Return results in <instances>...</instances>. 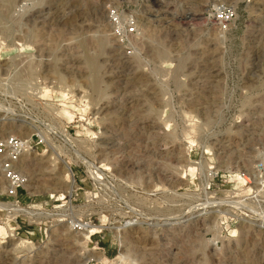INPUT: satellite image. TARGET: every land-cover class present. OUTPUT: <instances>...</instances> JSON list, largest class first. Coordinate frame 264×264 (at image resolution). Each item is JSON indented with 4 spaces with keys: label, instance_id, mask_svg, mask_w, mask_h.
Returning <instances> with one entry per match:
<instances>
[{
    "label": "rangeland",
    "instance_id": "obj_1",
    "mask_svg": "<svg viewBox=\"0 0 264 264\" xmlns=\"http://www.w3.org/2000/svg\"><path fill=\"white\" fill-rule=\"evenodd\" d=\"M0 140V264H264V0H0Z\"/></svg>",
    "mask_w": 264,
    "mask_h": 264
},
{
    "label": "bare ground",
    "instance_id": "obj_2",
    "mask_svg": "<svg viewBox=\"0 0 264 264\" xmlns=\"http://www.w3.org/2000/svg\"><path fill=\"white\" fill-rule=\"evenodd\" d=\"M158 6V5H157ZM179 18V17H178ZM128 70V69H127ZM23 134V133H22ZM22 136H24V135H22ZM21 139H25L26 137L24 136V137H20ZM12 140L13 139H11V143L9 142V139H7V141H8V145L11 147L12 145L14 146L15 144H13L12 143ZM0 142L1 143H3V144H5V141H1L0 140ZM5 146H6V144H5ZM8 158V157H7ZM66 166V165H65ZM249 180V179H248ZM247 179H246V177H245V181H248ZM67 185H68V183H67ZM2 187V186H1ZM68 187V186H67ZM75 228H79V226H75ZM82 229V228H81ZM99 230H98V228L97 227H95V226H90L86 231H84V236L82 237V239H84V240H89L90 239V235L92 234V233H96V232H98ZM20 241V240H19ZM23 241L21 240V242H19V243H22ZM19 245V244H18ZM19 246H21V245H19ZM18 248V247H17ZM20 249V248H19ZM89 250H91V248H88ZM93 250V249H92ZM118 257L120 258L121 256L120 255H118Z\"/></svg>",
    "mask_w": 264,
    "mask_h": 264
},
{
    "label": "built area",
    "instance_id": "obj_3",
    "mask_svg": "<svg viewBox=\"0 0 264 264\" xmlns=\"http://www.w3.org/2000/svg\"><path fill=\"white\" fill-rule=\"evenodd\" d=\"M4 146H5V144L0 142V151L2 150V147H4ZM13 148H16V146L15 145L12 146V149ZM7 161H9V157L7 158ZM106 264H121V260L118 259V260L115 261V258H114L112 260H109Z\"/></svg>",
    "mask_w": 264,
    "mask_h": 264
}]
</instances>
